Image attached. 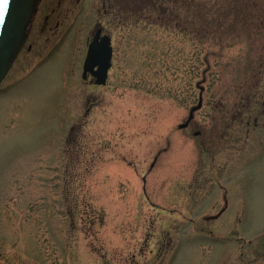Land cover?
Returning <instances> with one entry per match:
<instances>
[{"label":"rangeland","instance_id":"1","mask_svg":"<svg viewBox=\"0 0 264 264\" xmlns=\"http://www.w3.org/2000/svg\"><path fill=\"white\" fill-rule=\"evenodd\" d=\"M0 264H264V0H42L0 85Z\"/></svg>","mask_w":264,"mask_h":264},{"label":"water","instance_id":"2","mask_svg":"<svg viewBox=\"0 0 264 264\" xmlns=\"http://www.w3.org/2000/svg\"><path fill=\"white\" fill-rule=\"evenodd\" d=\"M40 0H0V83L8 73L12 63L28 37V27L37 10ZM112 47L107 35L99 36L97 31L88 47L84 62L82 77L91 71L95 76V83L105 84L108 69L111 66ZM96 67V68H95ZM205 78L197 82L200 89L198 102L191 106L185 121L178 124V128L186 127L193 119L194 113L203 103L201 84ZM195 132L194 134H197Z\"/></svg>","mask_w":264,"mask_h":264},{"label":"flooded vegetation","instance_id":"3","mask_svg":"<svg viewBox=\"0 0 264 264\" xmlns=\"http://www.w3.org/2000/svg\"><path fill=\"white\" fill-rule=\"evenodd\" d=\"M41 3H42V0H40V2H39V4H38V8H37V11H36V13H35V15H34V19H33V21L35 20V17H36V15H37V12H38V10H39V7H40ZM33 21H32V23L30 24V27H29V35H28V38H29V36H30V31H31V27H32ZM97 31L99 32V36H100V37H102V36H104V35H107V36L110 38V41H111V36H110V34H108V33L103 29L102 26L97 27V29L95 30L94 34H96ZM94 34L91 36V39H92V37L94 36ZM28 38H27V40H28ZM27 40H26L25 44L27 43ZM89 42H90V41H89ZM89 42H88V44H89ZM25 44L23 45L22 49L24 48ZM87 47H88V45H87ZM22 49H21V51H22ZM86 51H87V50H86ZM112 53H113V48H112ZM85 57H86V53H85ZM85 57H84V59H83L82 69H83V66H84ZM111 66H112V65H111ZM95 68H96V67H95ZM91 74H92V72H91V71H88V72H87V77L90 76L91 78H93V80H95V78L92 77ZM192 121H193V120H192ZM192 121L189 123L188 127L191 126Z\"/></svg>","mask_w":264,"mask_h":264}]
</instances>
